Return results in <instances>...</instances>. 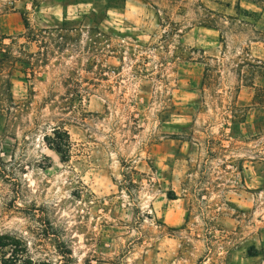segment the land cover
I'll return each instance as SVG.
<instances>
[{
    "label": "rangeland",
    "instance_id": "1",
    "mask_svg": "<svg viewBox=\"0 0 264 264\" xmlns=\"http://www.w3.org/2000/svg\"><path fill=\"white\" fill-rule=\"evenodd\" d=\"M0 264H264V7L0 0Z\"/></svg>",
    "mask_w": 264,
    "mask_h": 264
},
{
    "label": "trees",
    "instance_id": "2",
    "mask_svg": "<svg viewBox=\"0 0 264 264\" xmlns=\"http://www.w3.org/2000/svg\"><path fill=\"white\" fill-rule=\"evenodd\" d=\"M250 1L255 2V3H259L264 7V0H250ZM22 19H23L24 28H27L28 22H27L26 17H22Z\"/></svg>",
    "mask_w": 264,
    "mask_h": 264
}]
</instances>
